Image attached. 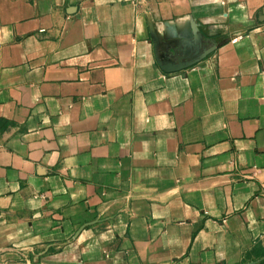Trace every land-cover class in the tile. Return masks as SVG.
<instances>
[{
  "label": "crops",
  "instance_id": "0c3cea01",
  "mask_svg": "<svg viewBox=\"0 0 264 264\" xmlns=\"http://www.w3.org/2000/svg\"><path fill=\"white\" fill-rule=\"evenodd\" d=\"M0 136V264H264V0H0Z\"/></svg>",
  "mask_w": 264,
  "mask_h": 264
},
{
  "label": "water",
  "instance_id": "95a60500",
  "mask_svg": "<svg viewBox=\"0 0 264 264\" xmlns=\"http://www.w3.org/2000/svg\"><path fill=\"white\" fill-rule=\"evenodd\" d=\"M213 49L214 48H212L210 51H207V53L205 55H203L201 58L196 59L195 61H193V62H191L189 64L173 65V64H171L169 62H165V61L163 62L159 58H157V60H158L159 66L161 67V69L164 72L171 73V72H176V71L181 70V69H185V68H187L189 66H192V65L200 62L201 59H203L205 56H207V54L211 53Z\"/></svg>",
  "mask_w": 264,
  "mask_h": 264
},
{
  "label": "built area",
  "instance_id": "2783aa9c",
  "mask_svg": "<svg viewBox=\"0 0 264 264\" xmlns=\"http://www.w3.org/2000/svg\"><path fill=\"white\" fill-rule=\"evenodd\" d=\"M3 144H2V138L0 136V149L2 148Z\"/></svg>",
  "mask_w": 264,
  "mask_h": 264
}]
</instances>
